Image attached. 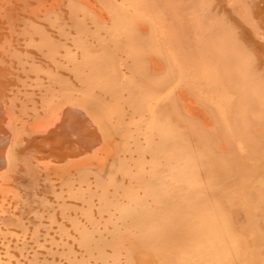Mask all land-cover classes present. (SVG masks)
Listing matches in <instances>:
<instances>
[{
	"label": "bare ground",
	"instance_id": "1",
	"mask_svg": "<svg viewBox=\"0 0 264 264\" xmlns=\"http://www.w3.org/2000/svg\"><path fill=\"white\" fill-rule=\"evenodd\" d=\"M18 1L26 16L0 14V197L22 205L27 137L64 107L98 144L46 162L54 203L10 223L21 239L0 229L45 251L5 241L0 264L9 247L31 264H264V0Z\"/></svg>",
	"mask_w": 264,
	"mask_h": 264
},
{
	"label": "rangeland",
	"instance_id": "2",
	"mask_svg": "<svg viewBox=\"0 0 264 264\" xmlns=\"http://www.w3.org/2000/svg\"><path fill=\"white\" fill-rule=\"evenodd\" d=\"M5 1V2H4ZM7 0H3L2 2H1V0H0V2H1V4H0V6H1V9H0V14H2L3 13V15H4V13H6V12H9L10 11V13L12 14V15H19V16H22V17H24V16H26V13H27V11H26V9H25V7L24 6H22V3L21 2H17V0H11L12 1V3H11V1L10 0H8V2H6ZM10 1V2H9ZM16 2L18 3V5L20 6H22L21 7V10H20V7L16 4ZM14 3V4H13ZM3 4H5V5H3ZM7 4V5H6ZM10 4H12V5H10ZM12 6V7H8V6ZM14 5V6H13ZM18 6V7H17ZM3 7H4V9H3ZM14 7V8H13ZM16 7V8H15ZM62 8H64L65 9V7H62ZM2 9H3V12H2ZM24 11H23V10ZM18 10H20V12L18 11ZM18 11V12H17ZM22 11V12H21ZM22 14V15H21ZM3 20V17H2V15H0V21H2ZM5 27L7 28V25H5ZM262 41V40H261ZM263 43H264V41H263ZM29 48H31V47H29ZM28 48V49H29ZM33 48V53L36 51V50H34L35 48L34 47H32ZM30 50V52H31V49H29ZM31 52V53H32ZM36 55V57H37V54H35ZM40 56V55H39ZM38 56V57H39ZM40 58V57H39ZM0 66H2V65H0ZM5 66V65H4ZM2 66L3 67V69L2 70H5L7 67L5 66ZM5 68V69H4ZM4 73V72H3ZM7 77V76H6ZM10 77H8L7 79H9ZM4 80H5V78H3ZM2 79V80H3ZM6 79V80H7ZM11 79H13V78H10V80ZM3 80V81H4ZM16 81V80H15ZM11 83H14L15 84V82H11ZM16 83L17 84H19L18 85V87L19 86H21L20 85V83L21 82H17L16 81ZM15 86H17V85H15ZM16 87H14V89H15ZM17 89H20V87L19 88H16L15 90H17ZM31 89V92H32V90H33V92H35L34 94L36 95L37 94V92L38 91H34V89L33 88H29L28 87V90H30ZM36 90V89H35ZM20 91H22V89L20 90ZM3 92H4V90H3ZM6 92V91H5ZM7 93V92H6ZM34 95V96H35ZM34 96H33V98H34ZM37 96V95H36ZM38 97V96H37ZM37 97L35 98V100H37ZM65 109H63V113H61V115H60V117H58V119H57V121H55L53 124L54 125H50L47 129H46V131L45 130H43L42 132L40 131V132H38V133H33L32 134V136H29L28 135V139H30V140H28V139H26V140H28L29 141V144H26V142H25V144L26 145H28V146H26V147H28V151L26 150V149H24V148H26L25 147V145H24V147L22 148V147H20V151H21V148H22V150H24V151H27L24 155L27 157V154L28 153H30V154H28V155H30L29 157H30V159H29V157H27V159H28V163H27V165H20L19 167H18V169H20V171L22 170V167H24L23 168V173H22V171H21V173H19V170L17 169V174H14V178L12 179L13 180V183H12V185H14V186H12V187H14L19 193V196L22 198V201H24V202H18V203H21L22 205H20V204H18V205H20V207L19 206H17V200H15L14 199V201H13V199L11 198H7L6 200L5 199H3L2 197H0V198H2V202L4 203L5 202V204H3L5 207H7L6 205H9L10 203V205L7 207V208H5V209H7L6 211H5V216L7 217V218H9L8 216L10 215H12L11 217H10V219H7L5 216H4V213L2 214V212H0L1 214H0V217L3 219V216H4V221L0 218V220L5 224L6 222H8V221H10L9 222V226H7L8 228H9V230H8V228H6V225L7 224H5V226L3 225V224H1L0 225V229L1 230H3V231H11V230H13L14 231V233H18V235H19V238L22 236V235H20V228L19 229H17V228H15V226L14 225H11L13 222H14V220L17 218V217H20V219L22 220L23 218H27L26 220L24 219L22 222H26L27 223V225H28V227L29 228H31V225H33V216H32V218L30 217V215L31 214H33V213H31V211H32V209H34L33 207L34 206H36L37 208H35V209H39V205H38V202H39V200L40 201H42L43 200V198L42 197H44V200H47V199H49V200H52L51 202L52 203H54V200H53V196H54V194H53V192L56 190V192H58L57 190H60L61 189V187H60V183H58L59 181H58V178L56 177V176H53L51 173H52V171H51V168L53 167V166H49L48 164H50V165H52V164H54L55 166H58L59 164L61 165L62 163H64V160H66V159H77V158H80V157H83V154L84 153H82V152H80L78 155H76V154H74V153H76V151L78 150V151H82L81 149L82 148H84L83 149V152H85L84 150H85V148L87 149L88 147H89V145H91L92 144V142H93V145H94V147H97V145L96 144H98V140H95L96 142V144H94V138H95V131H96V129H95V127H93L94 125H90V127L88 126L89 124H91L89 121H88V118L86 119V115H84V113H82V111H79V110H75V109H70L71 107H68L67 108V106L66 107H64ZM73 113L76 117H77V119L75 118V119H72L68 114L69 113ZM79 112H80V114H79ZM78 116H77V115ZM68 118H67V117ZM79 117V118H78ZM85 117V118H84ZM69 119V120H68ZM79 119V120H78ZM62 121V122H61ZM74 121H76V123H78V125L77 124H75L74 123ZM84 121V122H83ZM69 122V123H68ZM74 124H73V123ZM62 123H64V124H62ZM58 125L59 127L61 126V129L58 127V128H56L57 126H55V125ZM61 124V125H60ZM65 124H66V126H65ZM72 127L73 125H74V127H73V129L71 130V127L69 126V125ZM68 125V126H67ZM64 126V127H63ZM79 126V127H78ZM5 128L4 129H7V127L6 126H4ZM83 127V129H81ZM62 128H66V129H62ZM76 128V130H74ZM86 128V129H85ZM60 129V130H59ZM80 129V130H79ZM69 132H68V131ZM92 130V131H91ZM95 130V131H94ZM78 131V132H77ZM82 131V132H81ZM94 131V132H93ZM50 132H52L51 134H50ZM60 132V133H59ZM62 132V133H61ZM73 134H72V133ZM80 132V133H79ZM85 132V133H84ZM43 133V134H42ZM92 133V134H91ZM97 133V132H96ZM35 134V135H34ZM56 134H57V136L58 137H56ZM78 134V135H77ZM83 134V135H82ZM88 134V135H87ZM34 135V136H33ZM40 135V136H39ZM86 135V136H85ZM43 136V137H42ZM46 136V137H45ZM71 136V137H70ZM77 136H81V137H77ZM83 136H85L84 138H83ZM31 137V138H30ZM38 139H37V138ZM52 137V138H51ZM60 137V138H59ZM66 137V138H65ZM74 137V138H73ZM78 138V139H77ZM86 139V140H83V139ZM80 139V140H79ZM92 141H91V140ZM95 139H97V137L95 138ZM77 140V141H76ZM85 141V143H86V145L88 146H86L85 145V143H83V141ZM33 141V142H32ZM44 141V142H43ZM62 141V142H61ZM40 142H41V144H40ZM80 142V143H79ZM88 142V143H87ZM28 143V142H27ZM62 143H63V145H62ZM90 143V144H89ZM77 145V146H75V145ZM82 144L85 146H83L82 147ZM48 145V146H47ZM52 145H54L53 147L54 148H51L52 147ZM62 145V146H61ZM96 145V146H95ZM67 146V147H66ZM76 147V148H75ZM77 147H78V149H77ZM58 148V149H57ZM65 149H66V151L68 152V149H70L69 150V152H71L72 151V153L73 154H68L66 151H65ZM77 149V150H76ZM73 150H74V152H73ZM24 151H22V152H24ZM35 152H36V154H35ZM51 153V154H50ZM55 153V154H54ZM45 154V155H44ZM32 155V156H31ZM42 155V156H41ZM44 155V156H43ZM55 155V156H54ZM68 155V156H67ZM80 155V157H78ZM82 155V156H81ZM40 156V157H39ZM47 156V157H46ZM36 157V158H35ZM42 157V158H41ZM66 157V158H65ZM72 157V158H71ZM62 158V159H61ZM65 158V159H64ZM33 159H35V160H33ZM37 159V160H36ZM46 159H47V161H46ZM51 159V160H50ZM32 161V163H31V165H30V163H29V161ZM36 161H39V163L40 162H43V163H38L37 165H39V167L40 166H49L50 168H48V169H50V170H48L47 168H44V169H47L48 170V172L49 171H51V178H50V176H48V172L45 170V173H42L43 171H44V169L43 170H41L40 169V173L38 172V170H39V168H38V170L36 169H34V166H36L35 164L33 165V163H35ZM55 161V162H54ZM45 162V163H44ZM48 164H47V163ZM58 162V163H57ZM29 165V166H28ZM22 166V167H21ZM26 166H27V168H26ZM29 167V168H28ZM30 167H32V168H30ZM42 167V168H43ZM26 168V169H25ZM36 168H37V166H36ZM27 169H29L28 171H27ZM24 170H26L27 171V173L29 172V175L27 174L26 175V172L24 171ZM34 171V172H33ZM36 171H37V173H38V175H37V173H36ZM42 171V172H41ZM24 172H25V174H24ZM31 173L33 174V175H31ZM46 173H47V176H46ZM42 174H44L45 176H46V178H48L49 177V179H47L46 180V178H44V177H42L43 175ZM34 176V178H32ZM17 177V178H16ZM22 177V178H21ZM52 177H55V179L54 178H52ZM41 180H40V179ZM15 179V180H14ZM43 179H45V180H43ZM57 179V180H56ZM52 180V181H51ZM40 181V182H39ZM48 181V182H47ZM50 181V182H49ZM57 181V182H56ZM16 182V183H15ZM15 183V184H14ZM18 183V184H17ZM41 183H43V184H41ZM41 185V186H40ZM53 186V187H52ZM17 187V188H16ZM20 189H19V188ZM51 187V188H50ZM50 188V189H49ZM55 188V189H54ZM60 188V189H59ZM15 190V191H16ZM52 192H51V191ZM50 191V192H49ZM35 193V194H34ZM30 196V197H29ZM35 196V197H34ZM36 196L37 197H39V199L38 198H36ZM51 196H52V198H51ZM26 199H29V200H24V198ZM34 197V198H33ZM40 197H41V199H40ZM50 197V198H49ZM12 200V201H9V200ZM31 199V200H30ZM38 199V200H37ZM49 200H47L48 202H50ZM0 201H1V199H0ZM27 201H33L34 202V204H32L31 203V205L29 204V202H27ZM36 201H38V202H36ZM27 202V203H26ZM50 202V203H51ZM12 204H14L13 205V207H12ZM16 205V206H15ZM25 205H26V208H25ZM3 206V207H4ZM32 206V207H31ZM8 208H9V211L10 212H8ZM23 208V209H22ZM28 208V209H27ZM4 209V208H3ZM12 209H14L13 210V212H12ZM26 211V212H25ZM8 212V213H7ZM12 212V213H11ZM19 215H18V214ZM14 214V215H13ZM17 214V215H16ZM21 217H23V218H21ZM31 219H30V218ZM6 219V220H5ZM28 220V221H27ZM29 220H31V222L29 221ZM42 220H44V222L43 223H46L47 221H45L46 219H42ZM41 220V221H42ZM12 221V222H11ZM11 223V224H10ZM15 223V222H14ZM29 223H30V226H29ZM12 226H13V229H11L12 228ZM33 227V226H32ZM54 227V226H53ZM42 232H41V234H43V232H45V231H43V230H41ZM53 231L51 230V233H52ZM49 234H51L50 233V231L48 232ZM6 236H8V234L6 235ZM5 236V237H6ZM12 236H14L12 239H11V241L9 240V238L7 239V240H5V241H9V243H11V244H9V246H13V245H15L17 248H15V247H9L10 248V250H9V252L10 251H12L14 254V256L12 255V252L10 253L11 255H12V259L14 260V258H15V261H13L12 260V263L11 264H16L18 261H21L20 260V258L22 259L23 257H25V255H27V254H29V255H31L32 253H33V251H34V246H36V245H32V240H30V239H27L28 237H29V234H27V237H25V242L27 241V243H31V244H27V245H29L31 248H33V250H31V249H29V247L28 246H26L25 245V249L28 247V249H26V250H29V253L27 252V254L25 253L26 251H25V249L23 250V251H25L24 253H20V252H18L19 253V255H17L16 256V254L17 253H15V252H17V250H19L18 248L20 247L19 245H21V244H18V242H20L19 241V239H17L18 240V242L17 241H15V244L13 243V239H15V234H12ZM41 237V236H40ZM11 238V237H10ZM16 238H18V236H16ZM21 238H23V237H21ZM20 238V239H21ZM42 238V237H41ZM0 239H3V237L1 236V238ZM40 239V238H39ZM13 240V241H12ZM16 240V239H15ZM43 240V238L40 240V241H42ZM2 241V240H1ZM5 241H3V242H1L0 243V245L3 243V244H6L5 243ZM24 242V240H22V242H20V243H22V245H23V243H25ZM16 243H17V245H16ZM34 243V242H33ZM2 244V245H3ZM13 244V245H12ZM21 245V246H22ZM44 245H48V243H46V244H44ZM1 247V246H0ZM4 247V246H3ZM2 247V248H3ZM8 247H7V250H8ZM12 248H15V249H17L16 251L14 250L13 251V249ZM36 248H39V247H37L36 246ZM6 249V247L4 248V250ZM30 250L32 251V253L30 254ZM36 251H38V250H40V254L41 253H44V251L45 250H43V249H41V247L37 250V249H35ZM35 251V252H36ZM0 252H1V249H0ZM2 253H4L3 252V249H2ZM2 253H1V255H2ZM38 253V252H37ZM21 254L23 255V254H25V255H23L22 257H21ZM33 255V254H32ZM32 255L29 257L28 255H27V257H29V258H32ZM42 255V254H41ZM41 255H39V257L41 256ZM3 257V256H2ZM5 257V256H4ZM20 257V258H19ZM27 257H25V258H23L22 259V261L24 260V259H27ZM38 257V258H39ZM46 257H49V256H46ZM7 257H5L4 259H6ZM10 258V259H11ZM17 258H19V260L17 259ZM28 258V259H29ZM43 258V257H42ZM9 259V260H10ZM17 259V260H16ZM27 259V260H28ZM7 260V259H6ZM26 260V261H27ZM30 260V259H29ZM40 260V259H39ZM17 261V262H16ZM31 262H29L28 261V264H31L33 261L32 260H30ZM11 262V261H10ZM24 262V261H23ZM23 262H20L19 264H21V263H23ZM35 262V261H34ZM24 264H26V262L24 263ZM35 264V263H34Z\"/></svg>",
	"mask_w": 264,
	"mask_h": 264
}]
</instances>
